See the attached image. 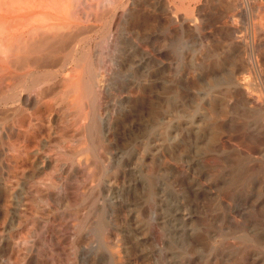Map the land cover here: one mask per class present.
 <instances>
[{"label":"rangeland","instance_id":"374dc122","mask_svg":"<svg viewBox=\"0 0 264 264\" xmlns=\"http://www.w3.org/2000/svg\"><path fill=\"white\" fill-rule=\"evenodd\" d=\"M68 12L66 49L42 50L39 63L34 54L5 63L0 264H237L229 241L209 239L215 227L206 215L205 227L178 245L161 223V181L172 191L181 175L189 184L178 163L189 152L188 137L183 148L176 141L180 120L203 116L200 127L211 133L200 153L224 134L259 147L264 135L246 127L264 125V0H68ZM246 92L261 111L246 108ZM225 149L223 158L233 154ZM222 161L204 170L222 178ZM248 177L229 201L242 203L243 214L223 209L218 227L231 217L242 227L254 208L251 222L264 229V175Z\"/></svg>","mask_w":264,"mask_h":264},{"label":"bare ground","instance_id":"6f19581e","mask_svg":"<svg viewBox=\"0 0 264 264\" xmlns=\"http://www.w3.org/2000/svg\"><path fill=\"white\" fill-rule=\"evenodd\" d=\"M68 13H69L68 12V0H0V103L2 102V100L4 102V99H5V98L3 99V93H4L3 91L4 90H2L1 83H2V79H3L4 71H5L6 60L10 57V58H14L17 61L21 62V59L27 58L26 60H28L30 55L34 54L35 56L33 58L36 57L35 59L37 62L35 60L34 61L36 63H39L41 61H39L37 57L42 54L41 53L42 50L47 49V48H51L50 50H53V46H59L61 48L66 49V46H68V44H70L69 41H71L69 39V35L67 34V30L70 28L69 25L71 24L69 22L70 18H68ZM73 26H75V25H73ZM70 32H69V34H70ZM72 35H70V36H72ZM72 38H73L74 42H76L74 39L75 37H72ZM50 50H48V51H50ZM54 51H55V49H54ZM31 57H30V60H31ZM76 60H78V59H76ZM29 61H25V63L28 62L26 64H29ZM15 62L16 61H14L13 63H15ZM42 62H43V59H42ZM45 65L47 66L49 64L47 63ZM19 66H21V64ZM43 66H44V64H43ZM49 66H51V65H49ZM75 75L77 76L78 73H76ZM238 80L240 81V79H238ZM236 82H237V80H236ZM232 83H233V80H232ZM235 84H239V83H235ZM253 86H255V85H253ZM242 87H243V85H242ZM242 87L239 86L240 89ZM221 88H223V87H221ZM247 88H249V86ZM223 89H226V88L224 87ZM248 90H250V89H248ZM252 90H254L253 87H252ZM200 94H203V93H200ZM218 94H216V95L218 96ZM254 94L256 95L255 92H254ZM42 95H43V93H42ZM255 95H253V93L251 94L249 92H246L243 95V100H244V103L246 104V105L245 104L244 105L246 106V108L248 110L258 112V110H259L258 107L260 106L259 105L260 101L258 99L259 97L255 96ZM241 96L242 95H240V97ZM220 98H221V96H220ZM208 99H209V97H208ZM235 99H234V101H235ZM204 100H206V98ZM210 100H211V98H210ZM168 103H170V102H168ZM223 103H225L226 105H230L232 103V100H231V98H228V99L224 98ZM215 104H218V103H215ZM235 104H236V102H235ZM232 106H234V105H232ZM224 107H226V106H224ZM230 107H229V109L231 110ZM259 111H261V110H259ZM230 112L233 113V111H230ZM241 112H242V109H241ZM187 113H189V112H187ZM215 113H216V111H215ZM252 113L254 114V112H252ZM246 114H247V112H246ZM170 115H171V113H170ZM189 115H190V113H189ZM241 115L243 116L242 113H241ZM250 116H251V114H250ZM166 117H165L166 120L170 121L169 117L168 116H166ZM202 117L203 116L201 114H198V115H196V117L193 120H189V119H188L189 121L180 120V122L178 124H176V126L174 128L176 141H177V144L179 147L183 148L185 146V142H186L187 137L189 138V152H188V154H181L179 156V159H178L180 169L182 171L186 172V176L189 178V184L186 187L184 186V183H185L184 178L181 175L179 182L177 181L179 183V184L177 183L178 184V190L172 191V190H168L165 187L164 182L161 181V195H160L161 208H162V210H165L168 212L167 215L161 216V223L168 224L171 226V228L173 227L176 238L179 241L178 245H182L184 240L186 241L196 231L202 230L203 227H205V226H203V227L201 226V218H202V216L206 215L207 220H209L211 222V224L214 225V227H215L214 230L210 231V234L207 233V234H209L208 235L209 239L213 240V241L219 240L220 242L221 241H229L230 243H232V245L230 246V243L227 242V243H229L228 247H231L230 249H232L230 251L231 257H233L236 260L235 263H237V264H264V229H258L255 227L256 223H260V222L256 221V223H255V221H253L255 223L254 225H253V222H251L252 221L251 218H253L254 210L256 211V209H254L250 206L249 209L252 208L251 212L249 213L246 211L247 216L244 215V216L248 217L247 218L248 220H246V222L244 223L243 220H245L246 217L241 218V219H243L242 220V223H244L243 226L241 227L240 223H239L238 226H240V227L237 226L238 228L235 229L234 227H232V224L230 223V221L232 219H234L235 217L233 218V217H231V215L233 213H237V216L239 217V215L243 214L244 208H243V206L239 205V204H242L239 202L237 204L234 203L235 205L233 207H231L229 204L230 203L229 201L234 202L235 196L240 194L239 192L242 191V187H244V186L248 187V185L243 186L245 181L247 179H249L248 176H250L254 173L264 175V138L262 140L260 139L259 147L258 146H257V148L255 147L254 150H252L253 149L252 148L250 151V149L246 150L243 148L244 146H241V143L239 142L237 137L229 138L228 135L226 136L224 134V135L220 136L219 140H217V143L214 144V146L212 148L213 151L200 153L198 151V147H199V145H201L202 141L205 139V135L207 136V134L209 133V132L206 133L205 128L201 129V127H200V119ZM228 117H230V116H228ZM207 118L208 117L206 115V119ZM241 120H243V119H241ZM168 121H166V122H168ZM255 121H257V120H255ZM227 122H229V121H227ZM202 123H204V121ZM258 124H260V123L258 122ZM261 125H260L262 127L261 129H256L257 125L255 128L251 126V127H246V129L248 128L250 132H256L255 130H258V132H256V133L260 132V134L264 135V125L263 124H261ZM260 126L258 125V127H260ZM217 128H218V125H217ZM237 128H236V130H237ZM220 130H222V129H220ZM221 132H223V131H221ZM246 132L248 133V131H246ZM227 133H229V132H227ZM245 133H243V134H245ZM219 134H220V132H219ZM255 141H257V139ZM251 144H250V146L253 147V145H251ZM244 145H246V143ZM207 146H208V144H207ZM207 146H205V148ZM246 146H245V148H246ZM161 147H162V144H161ZM225 148H230L233 151V154L232 155L230 154L229 156H224V158H223V156H221L219 154H221V153L223 154L224 152H222V151ZM225 151H226V149H225ZM228 152H229V150H228ZM219 156H221V157H219ZM221 158L223 159V161L225 163V167H224L225 172H224V175L222 178H217V177L215 178L214 176H216L217 173L215 174L214 173L215 171H214L212 173H214L215 175L214 174L212 175V173L210 174L209 172L206 171L207 168L204 170V167H205V165H207L212 170L218 169L219 167H218L217 162L221 161ZM223 161L221 163H223ZM133 165H134V163H133ZM134 169L137 170L138 167H133V170ZM182 171H181V173H182ZM221 176H222V174H221ZM256 177H259V176L257 175ZM257 183L260 184V181L259 182L257 181ZM249 185H251V184H249ZM221 190H224V192H225V193H223L224 194L223 196L220 194V193H222ZM253 190L255 191V189H253ZM261 191H262V189H261ZM247 194H249V193L247 192ZM171 198H172V201L170 202L169 200H171ZM243 199H244V197H243ZM245 199H246V197H245ZM262 200H263V196H262ZM260 206H262V205H260ZM223 209L225 210V212H227V211L232 212L231 215L228 214V215H230L229 217H231L232 219L227 221V225L224 228H222L223 224L220 225L219 227L217 225L218 222H220V215L223 214V211H222ZM263 210H264V208H263ZM263 213H264V211H263ZM225 214H227V213H225ZM256 215L258 216L257 213H256ZM257 216H255L256 217L255 219H259V218H257ZM260 217H262V216H260ZM262 218H261V220H262ZM222 221H223V219H222ZM233 221H235V220H233ZM238 221H240V220H238ZM236 224H238V223H236ZM263 224L264 223L262 222V225ZM259 226H260V224H259ZM231 227L234 229H232V231H229L231 229ZM261 227H264V225ZM136 231H137V229H136ZM166 232L168 233V231H166ZM166 232H165V234H166ZM162 234H164V233H162ZM169 234H170V232H169ZM198 234H200V233H198ZM221 243H223V242H221ZM190 245H191V243H190ZM193 245H195V244H193ZM220 246H221V244H220ZM197 247H200V246H197ZM205 248H207V247H205ZM221 248L222 247H220V249ZM224 248L227 249V246ZM226 249H224V251ZM183 250H185V249H183ZM169 251H170V249H169ZM176 255H177L176 257H178V254H176ZM229 255H230V253H229ZM174 256H175V254H174ZM168 257L170 258V256H168ZM194 257L196 260L199 261L202 258V254L199 253V254L195 255ZM187 259H189V258H187ZM179 261L181 263H184L183 257H180Z\"/></svg>","mask_w":264,"mask_h":264}]
</instances>
